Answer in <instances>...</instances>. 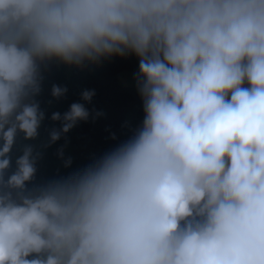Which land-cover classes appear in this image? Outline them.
<instances>
[{
    "label": "clouds",
    "instance_id": "obj_1",
    "mask_svg": "<svg viewBox=\"0 0 264 264\" xmlns=\"http://www.w3.org/2000/svg\"><path fill=\"white\" fill-rule=\"evenodd\" d=\"M129 58L140 123L29 188L103 115L83 90L38 146L51 68ZM0 264H264V0H0Z\"/></svg>",
    "mask_w": 264,
    "mask_h": 264
},
{
    "label": "trees",
    "instance_id": "obj_2",
    "mask_svg": "<svg viewBox=\"0 0 264 264\" xmlns=\"http://www.w3.org/2000/svg\"><path fill=\"white\" fill-rule=\"evenodd\" d=\"M125 71H136L134 58L114 59L98 67L90 66L83 70L55 66L51 68L44 84V90L39 97L42 101L41 107L45 109V119L38 130L40 135L35 142L38 146L47 144L51 131L61 127L60 121L51 120L52 113L60 112L63 114L68 110L71 103H83L80 100V93L83 90L95 91L92 101L85 104V107L90 111L102 112L103 115L95 121L90 118L87 122H78L51 147H40L42 159L37 165L38 172L35 180L28 185L29 188L34 184H41L53 178L58 170L59 174L64 175L82 167L89 162L93 154H101L114 146L116 142L107 139L108 130L116 132L119 139L123 140L127 138L128 133L127 129L121 128V125L125 121L132 127L140 123L143 114L135 81L130 86H124L118 81V74ZM52 83L68 88V92L63 98L52 100L50 96ZM48 100H52L51 105H46L45 102ZM65 139L68 140L64 153L65 157L71 156L73 158L71 169H64L62 161L55 156L56 149L65 143Z\"/></svg>",
    "mask_w": 264,
    "mask_h": 264
},
{
    "label": "rangeland",
    "instance_id": "obj_3",
    "mask_svg": "<svg viewBox=\"0 0 264 264\" xmlns=\"http://www.w3.org/2000/svg\"><path fill=\"white\" fill-rule=\"evenodd\" d=\"M135 71H125L118 74V81L124 86H130L133 80V73Z\"/></svg>",
    "mask_w": 264,
    "mask_h": 264
}]
</instances>
